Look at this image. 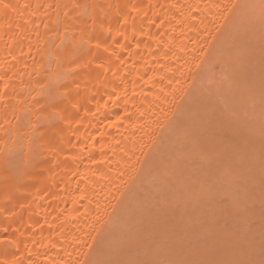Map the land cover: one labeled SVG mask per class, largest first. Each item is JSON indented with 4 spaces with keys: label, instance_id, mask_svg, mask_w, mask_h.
<instances>
[{
    "label": "bare ground",
    "instance_id": "1",
    "mask_svg": "<svg viewBox=\"0 0 264 264\" xmlns=\"http://www.w3.org/2000/svg\"><path fill=\"white\" fill-rule=\"evenodd\" d=\"M262 39L264 0H0V264L118 262L119 225Z\"/></svg>",
    "mask_w": 264,
    "mask_h": 264
},
{
    "label": "rangeland",
    "instance_id": "2",
    "mask_svg": "<svg viewBox=\"0 0 264 264\" xmlns=\"http://www.w3.org/2000/svg\"><path fill=\"white\" fill-rule=\"evenodd\" d=\"M259 43L258 53L251 44L253 52H247L253 53L249 64L255 61L258 72L255 69L251 75L252 64L248 65L247 81L243 78L245 82L238 86L239 79H234L230 84H236L229 85L224 96L207 91L214 95L220 113L210 109V122L207 116L190 132L196 146H176L174 157L169 154L174 167L165 163L164 177L152 178L143 190L145 215L140 216L149 220L133 216L119 225L115 244L118 256L124 255L117 260L124 257L127 264H132L129 259L133 264H264V59L260 58L264 40ZM255 75L260 76L254 80ZM256 79L260 88L254 85ZM190 134L187 138H192ZM119 261L112 263L124 264Z\"/></svg>",
    "mask_w": 264,
    "mask_h": 264
}]
</instances>
